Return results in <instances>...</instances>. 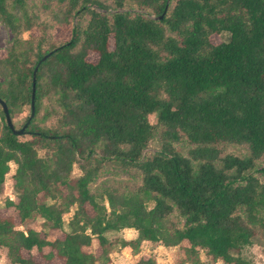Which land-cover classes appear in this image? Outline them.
<instances>
[{
    "label": "trees",
    "instance_id": "obj_1",
    "mask_svg": "<svg viewBox=\"0 0 264 264\" xmlns=\"http://www.w3.org/2000/svg\"><path fill=\"white\" fill-rule=\"evenodd\" d=\"M0 21L11 34L0 55V76L8 79L0 98L10 117L31 109L36 69L34 114L23 134L6 122L0 130V192L16 164L17 199L5 201L15 214H0V248L10 264H110L106 234L125 228L137 235L118 244L132 255L146 244L186 240L189 264H204L200 251L253 264L238 252L254 236L255 212L264 211V182L252 173L264 158V0H0ZM55 25L70 27L69 37L53 38ZM38 26L39 37H23ZM43 97L60 107L56 127L35 125ZM157 130L159 150L145 154ZM179 141L189 146L186 155L176 151ZM227 144L245 146L248 155ZM73 165L82 173L75 179ZM112 165L135 170L140 183L128 191L104 183L98 194L106 207L91 187ZM35 214L62 235L49 240L15 227V216L24 222ZM93 240L99 255L85 250ZM136 264L159 263L142 254Z\"/></svg>",
    "mask_w": 264,
    "mask_h": 264
},
{
    "label": "rangeland",
    "instance_id": "obj_2",
    "mask_svg": "<svg viewBox=\"0 0 264 264\" xmlns=\"http://www.w3.org/2000/svg\"><path fill=\"white\" fill-rule=\"evenodd\" d=\"M107 2L108 0H103ZM126 9L128 10H136L134 2L133 1H127ZM29 11H35V8L30 6ZM30 13V12H29ZM41 21H48V18L46 15H40ZM70 27H65L62 25H55L49 28L48 31H50L51 35L55 39H67L69 37V30ZM42 27L38 26L35 27L33 30L24 32L23 37L29 38L30 35H33L35 37H39L42 33ZM213 41L218 42L219 37L217 35L213 36ZM228 38V33L223 32L220 35V39L226 40ZM11 41V34L9 29L0 21V55H3L5 52V47L7 43ZM112 44L110 41L109 46ZM89 60H95L96 54L90 53L88 55ZM8 79L3 78L0 76V82H2L3 85L7 83ZM1 110V106H0ZM31 113V109L29 105L22 106L20 109L18 108L15 110L13 115L11 116V121L13 123V126L15 129H21L22 126L26 123L29 115ZM60 107L58 106L56 100L54 97H43L41 101V105L38 109V113L36 114V121L35 125H38L39 127L44 128H51L56 127L59 125V118H60ZM149 120L151 123L156 122V114L152 113L149 115ZM6 122L5 117L0 114V130L2 128V125ZM0 131V136H1ZM28 136H23L22 139L27 138ZM160 146V142L158 139V130L155 131L152 139L149 141L147 148L145 149L144 153L148 154L149 152L158 151ZM174 147L177 152H179L182 155L187 154V150L189 149V146L184 141H179L174 143ZM226 150L229 152H232L238 156L246 157L248 155L247 148L242 145H230L227 144L225 146ZM45 153L44 149H39V155L43 156ZM264 167V158H261L259 161H257L254 171L252 173L258 177V179L261 182H264V173L260 171L261 168ZM16 169V164L10 163V170L5 176V181L2 186V190L0 192V214L2 216H8V215H14V211L12 208H5V201L7 199L9 200H16L17 199V192L14 185V179L13 174ZM82 173L79 170L77 165H73L70 177L71 179H75L76 177L80 176ZM104 183H109L110 185L114 184L118 186L123 191H128L132 188L133 185H136L140 183V176L135 170H123L119 168L116 165L112 166H106L101 169L96 183L92 185L91 189L98 194L99 187H102ZM112 183V184H111ZM98 185V187H96ZM63 188V187H62ZM63 193H67V189H63ZM99 201L103 203L106 207L108 206L105 199L100 198V195L98 194ZM39 201H44L46 203H59L63 201L62 199L57 200H51L48 198H45L43 196L39 197ZM152 202H148V206H152ZM88 210L91 211V208L87 206ZM245 207H240L238 209V212L246 218V212L244 210ZM76 210V204L72 205L69 208V211L62 215L64 223L67 224V222L71 219V217L74 214V211ZM255 217L257 220L252 224L254 227V236L251 238V242L248 245H245L241 248V250L238 252V255L242 257L243 259H246L247 261L253 263V264H264V224L261 223L262 218H264V211L258 210L255 212ZM172 218L177 221L179 220L180 226L184 224V219L180 217L176 212L172 215ZM14 224L15 227L20 229L25 228H32L43 236H46L47 239L52 240L56 237H59L62 235V233L59 230H52L49 227V223H47L42 217H40L38 214H35L33 217L25 220L24 222H21L19 218L15 216L14 218ZM65 228H67V225H65ZM107 237L113 241L112 245L107 246L110 250L111 255V261L110 264H136L137 259L140 255L143 254L144 257H154L156 262L159 264H189L185 260L184 250L183 247L187 245V241H183V243L171 246V247H165L160 244H146L145 247L141 249V252L137 256H133L129 249L122 250L120 245L118 244L119 240L122 238H134L137 235L136 230H119L116 232H108ZM159 245V246H158ZM101 247L98 244L96 240H93L91 246L85 247L86 251L93 252L95 255H99L101 253ZM34 253L36 250H33ZM200 259L203 261L204 264H228L223 262L222 260H213L210 256L206 255L204 251H200ZM0 264H10L7 256H6V249L0 248Z\"/></svg>",
    "mask_w": 264,
    "mask_h": 264
},
{
    "label": "water",
    "instance_id": "obj_3",
    "mask_svg": "<svg viewBox=\"0 0 264 264\" xmlns=\"http://www.w3.org/2000/svg\"><path fill=\"white\" fill-rule=\"evenodd\" d=\"M161 17H162V15H160L158 17V19H160ZM49 54L50 53H48L47 55H45L42 58V60L46 59L49 56ZM35 73H36V69L33 71V85H32V100H31V113H30V117H32L33 114H34V90H35L34 89V83H35ZM0 106H1L2 112L4 113L5 120H6V123H7L8 127L10 129H12L13 133L16 134V135L23 134L25 128L28 125L29 119L26 121V123L22 126L21 129H15L14 126H13V123L11 121V117L9 115V111H8L7 105H6V103L1 98H0Z\"/></svg>",
    "mask_w": 264,
    "mask_h": 264
},
{
    "label": "crops",
    "instance_id": "obj_4",
    "mask_svg": "<svg viewBox=\"0 0 264 264\" xmlns=\"http://www.w3.org/2000/svg\"><path fill=\"white\" fill-rule=\"evenodd\" d=\"M125 229H127V230H134V229H132V228H125ZM125 229H123V230H125ZM136 237V236H135ZM134 237V238H135ZM134 238H129V239H127V238H122V239H125V240H131V239H134ZM159 246V245H158ZM123 251L124 250H126V249H129V251H130V253H131V249L128 247V246H126V247H124V248H121ZM133 256H137V255H133ZM110 258H111V255H110ZM112 259V258H111Z\"/></svg>",
    "mask_w": 264,
    "mask_h": 264
}]
</instances>
